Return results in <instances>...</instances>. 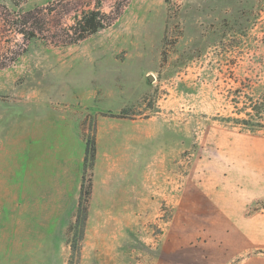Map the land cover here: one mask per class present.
Here are the masks:
<instances>
[{"label": "rangeland", "instance_id": "obj_1", "mask_svg": "<svg viewBox=\"0 0 264 264\" xmlns=\"http://www.w3.org/2000/svg\"><path fill=\"white\" fill-rule=\"evenodd\" d=\"M80 153L90 196L125 159L131 205L88 222L80 188L58 234L34 171L64 185ZM260 157L264 0H0V264H264Z\"/></svg>", "mask_w": 264, "mask_h": 264}, {"label": "crops", "instance_id": "obj_2", "mask_svg": "<svg viewBox=\"0 0 264 264\" xmlns=\"http://www.w3.org/2000/svg\"><path fill=\"white\" fill-rule=\"evenodd\" d=\"M104 131V130H103ZM103 131L101 130V126H98V135H97V144H96V149L97 152L99 151V140H101L102 133ZM111 141L113 142L114 139L117 137H112ZM129 138V137H128ZM67 151V150H66ZM71 150L69 151V153ZM72 153V152H71ZM261 154V153H260ZM97 156V155H96ZM82 158L83 155L81 153L77 156V158L73 159L72 154L69 156V159L67 161L66 166L71 168L70 173H68V179H66V184L61 185V186H52L54 180L52 179V171L50 169L45 168V167H39L37 171H34V177L37 178V185L32 186V179L34 178L31 176L33 171H30V177L31 180L29 181V190L32 191V187L35 192V196L37 199H42L44 203L40 204L43 205V209L50 207H56L58 209H61V212L58 211L56 220L58 221V227L55 229L58 231V234L64 233L65 229L68 226V223L70 221V217L72 213L76 210L78 207V201L80 197V188H81V164H82ZM124 160L121 158V163L118 165H115L114 167L112 166V171L108 170V173L104 177H100V175H97V157L95 159L96 165L94 169V180L92 182V187H91V196H90V209H89V216H88V222L91 216L92 209L95 207H116V206H130V203H125V202H130V197L131 194L125 195L123 193L124 186L122 187L123 189H116V180L122 176L124 173L123 169V164ZM258 163L264 167V158L260 157L258 159ZM45 163H43L44 165ZM37 172V174H36ZM123 172V173H122ZM262 173L264 174V169H262ZM258 182H264V175L258 176L255 179ZM255 181V182H256ZM264 187V186H263ZM136 197V196H135ZM221 198V196H219ZM258 198H264V188L260 189V191H256L255 196ZM218 200V197L216 198ZM236 201L235 199H233ZM219 201V200H218ZM53 204V205H52ZM242 206V204H241ZM222 208V207H221ZM42 215L48 218V213L44 210L41 212ZM50 218H51V213H50ZM54 221V222H55ZM50 223L51 222L50 220ZM244 264H258V263H252V262H246Z\"/></svg>", "mask_w": 264, "mask_h": 264}, {"label": "trees", "instance_id": "obj_3", "mask_svg": "<svg viewBox=\"0 0 264 264\" xmlns=\"http://www.w3.org/2000/svg\"><path fill=\"white\" fill-rule=\"evenodd\" d=\"M12 2L18 3L23 2L24 0H11ZM107 24L106 17L103 16L98 10L89 11L84 14L79 23L78 27H80V33L76 40H82L88 35L94 34L104 28ZM95 157V143L92 142L87 144L86 146V155L84 160V167L89 164L90 168H92L93 160ZM90 196V186L82 184L81 187V203H80V211L82 215H86L87 213V203Z\"/></svg>", "mask_w": 264, "mask_h": 264}, {"label": "water", "instance_id": "obj_4", "mask_svg": "<svg viewBox=\"0 0 264 264\" xmlns=\"http://www.w3.org/2000/svg\"><path fill=\"white\" fill-rule=\"evenodd\" d=\"M149 80H150V81L152 80V77H151V76L149 77Z\"/></svg>", "mask_w": 264, "mask_h": 264}]
</instances>
